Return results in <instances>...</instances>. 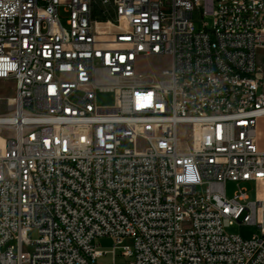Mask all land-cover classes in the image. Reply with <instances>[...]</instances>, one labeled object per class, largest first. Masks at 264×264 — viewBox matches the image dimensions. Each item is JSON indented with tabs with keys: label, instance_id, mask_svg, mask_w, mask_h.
I'll return each instance as SVG.
<instances>
[{
	"label": "built area",
	"instance_id": "2783aa9c",
	"mask_svg": "<svg viewBox=\"0 0 264 264\" xmlns=\"http://www.w3.org/2000/svg\"><path fill=\"white\" fill-rule=\"evenodd\" d=\"M263 60L264 0H0V264H264Z\"/></svg>",
	"mask_w": 264,
	"mask_h": 264
},
{
	"label": "rangeland",
	"instance_id": "374dc122",
	"mask_svg": "<svg viewBox=\"0 0 264 264\" xmlns=\"http://www.w3.org/2000/svg\"><path fill=\"white\" fill-rule=\"evenodd\" d=\"M64 16V14H63ZM114 18V16H113ZM170 60L161 58V57H152L150 59H140L139 69L145 74H149L152 70L160 72L162 69L169 67ZM264 67V60L262 61ZM15 95V83L13 81H0V114L7 112L9 109V100L12 99ZM97 104L100 107H111L115 104V96L113 93H99L97 95ZM189 130V127H185ZM185 141L190 143V136L187 134ZM134 144L125 141L122 144L121 151L125 149H133ZM236 190L234 183L228 182L227 184V196L231 198ZM249 197L251 200H254L255 191L251 190ZM227 233L238 235L245 240L251 239L253 236L260 235L261 231L257 226L254 225H241L236 224L235 226L229 228ZM129 244V242H126ZM99 246L98 250L102 251H112L114 242L110 239H99L97 241ZM120 252L118 251V254ZM122 258L118 257V261H121ZM105 261H110V259H105Z\"/></svg>",
	"mask_w": 264,
	"mask_h": 264
},
{
	"label": "crops",
	"instance_id": "0c3cea01",
	"mask_svg": "<svg viewBox=\"0 0 264 264\" xmlns=\"http://www.w3.org/2000/svg\"><path fill=\"white\" fill-rule=\"evenodd\" d=\"M257 142L261 150H264V118L259 119L257 126Z\"/></svg>",
	"mask_w": 264,
	"mask_h": 264
},
{
	"label": "bare ground",
	"instance_id": "6f19581e",
	"mask_svg": "<svg viewBox=\"0 0 264 264\" xmlns=\"http://www.w3.org/2000/svg\"><path fill=\"white\" fill-rule=\"evenodd\" d=\"M10 103H12V102H10ZM1 143H2V142L0 141V145H1Z\"/></svg>",
	"mask_w": 264,
	"mask_h": 264
}]
</instances>
